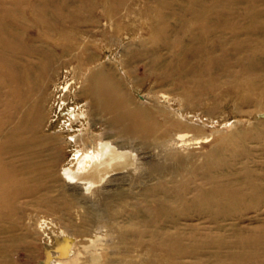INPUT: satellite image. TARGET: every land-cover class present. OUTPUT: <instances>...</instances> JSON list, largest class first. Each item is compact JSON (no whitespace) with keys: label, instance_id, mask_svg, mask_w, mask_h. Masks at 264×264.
<instances>
[{"label":"rangeland","instance_id":"rangeland-1","mask_svg":"<svg viewBox=\"0 0 264 264\" xmlns=\"http://www.w3.org/2000/svg\"><path fill=\"white\" fill-rule=\"evenodd\" d=\"M17 1L1 0L5 10L0 17L8 32L17 33L19 46L32 47L31 61L42 67L37 92L28 93L27 87L39 82L38 68L33 69V82L20 89L32 100L26 107L41 114L31 129L44 141L39 160L52 170L36 177L39 187L27 204H20V215L31 229L33 260L24 263L20 258L14 264L172 261L150 249L154 227L143 226L141 220L147 207L156 206L149 189L171 175L161 179L151 166L180 167L186 161L188 171L179 170L178 180L191 176L192 166L208 162L224 179L231 172L243 174L245 167L264 178V0H19V10L14 8ZM14 50L16 61L27 66L29 57ZM50 51L56 60L46 68L44 54ZM101 69L114 77L132 106L148 109L160 123L155 145L127 139L107 113L94 108L90 78ZM7 78L1 77L5 86L0 95L10 106ZM18 100L12 105L22 109L25 103ZM76 135L112 140L119 150L133 152L131 167L88 192L70 183L62 169L75 166V153L83 147L73 141ZM143 169L147 173L141 178ZM196 172L193 178L203 171ZM155 194L158 198L162 191L158 188ZM137 212L139 217H133ZM242 217L224 221L227 229L264 230V206L246 210ZM119 227L129 231L120 235ZM140 230L144 234L136 235ZM56 237L72 239L70 259L55 253ZM93 239L96 246L86 249ZM14 246L16 255L21 243ZM185 260L232 264L217 263L211 253Z\"/></svg>","mask_w":264,"mask_h":264},{"label":"bare ground","instance_id":"bare-ground-1","mask_svg":"<svg viewBox=\"0 0 264 264\" xmlns=\"http://www.w3.org/2000/svg\"><path fill=\"white\" fill-rule=\"evenodd\" d=\"M20 6L19 0L15 2V9L19 10ZM0 10H5L4 3L0 4ZM39 10V14L45 13L44 6ZM40 20L42 23L46 22V19ZM3 21L0 17V93L5 86L1 77L6 75V86L11 85L9 97L13 100L12 103L16 97L22 105L25 102L29 104L32 100H26L20 85L33 82V69L38 68L29 55L32 53V47L19 46L17 33L8 32ZM15 48L22 55L29 57L27 66L16 61ZM10 56H15V60ZM44 58L47 68L56 60V54L45 52ZM38 69L41 73L39 82L32 83L31 87L29 84L28 93L34 94L41 87L43 70L42 67ZM89 85L94 108L107 113L112 126L123 136L127 139H139L148 145L158 142L156 131L160 123L148 109L132 106L130 99L122 93L112 75L101 69L91 76ZM12 103L9 106L0 95V264H14L20 258L24 263L33 260L31 229L30 225L24 222V215H20V204H27V200L36 192V187H39L41 180L37 181L36 177L46 175L47 170H52L47 161L39 160L44 141L37 140L31 129L33 124L39 123L41 114L37 110L32 112L26 107V103L22 109ZM73 141L75 144L81 143L83 147L75 153V166L63 168L62 174L70 183L82 186L86 192L107 181L108 184L113 182L116 178H108L109 175L123 173L132 165L133 152L119 150L112 144V140L97 142L76 135ZM164 162L167 164L168 161ZM181 162L180 167L158 163L160 165L149 168L152 174L161 179L171 175L168 180L163 178L159 182L158 188L162 191L160 197L157 198L155 194L158 188L149 189L154 193L156 206L147 207V214L141 215V220L143 226L154 227L148 243L150 249L163 259H173L153 260L149 264H192L185 259L199 258L207 253H211L217 263L228 260L232 261V264H264V230L241 229L236 225L227 229L224 223L226 220H242L244 211H258L264 206V178L260 176L261 172L245 167L243 174L236 175L231 172L229 177L224 179L221 173L215 170V166L208 162L201 166H192L189 169L191 176L184 175L187 178L182 176L178 180L176 175L179 170H186L189 166L186 161ZM197 169L203 172L193 178L192 175L197 173ZM146 170L140 172L141 178L147 173ZM148 176L145 177L149 179ZM23 199L25 202H22ZM144 201L149 202L146 198ZM133 217H139V212ZM194 219L203 222L184 226L179 223L180 220ZM163 224H167L169 228ZM229 230L231 234H227ZM117 231L120 235H125L129 230L122 231L119 227ZM143 234V230L136 231L138 236ZM16 242L21 243V249L13 255L12 250L16 248ZM137 242L139 246L144 245L140 241ZM95 243V239L90 240L84 247L93 248ZM49 247L46 244L48 258L52 256ZM71 247V238H55L53 248L59 259H70Z\"/></svg>","mask_w":264,"mask_h":264}]
</instances>
